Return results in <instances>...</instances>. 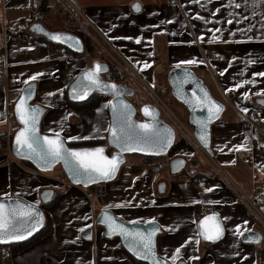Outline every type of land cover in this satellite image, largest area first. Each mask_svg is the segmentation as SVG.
I'll return each mask as SVG.
<instances>
[{
    "label": "crops",
    "instance_id": "1",
    "mask_svg": "<svg viewBox=\"0 0 264 264\" xmlns=\"http://www.w3.org/2000/svg\"><path fill=\"white\" fill-rule=\"evenodd\" d=\"M73 4L152 87L162 85L163 75L167 82L172 67L185 65L226 103L211 127L212 163L178 135L165 165L167 174L158 164L141 163L139 155H129L116 179L105 183L107 191L93 201L92 210L83 187L62 188L57 195L62 186L45 175L49 173L1 156L0 197L19 196L40 204L42 196L53 191L57 197L45 209L53 220L52 233L20 251L11 250L9 257L0 246V264H139L119 237L106 238L103 228H95L92 239L84 237L101 207L112 208L128 221H157L162 228L158 252L172 264H264V235L260 243H245L240 234L263 233L264 227L229 185L233 181L246 197L261 198L264 214V76L256 75L264 72V0H73ZM134 5L140 6L139 11ZM31 8L44 11L45 20L4 33V23L13 24ZM34 23L85 34L58 0H0V49L6 51V67L0 69V132L8 105L14 104L27 83L35 81L36 101L47 108L42 130L67 141L87 137L106 143L110 98L100 94L93 113L65 98L69 83L98 58L86 44L83 53H76L45 36L42 39L30 30ZM68 71L74 76L69 77ZM177 104L173 106L181 116L177 114L188 121V110ZM248 111L257 114L258 128L241 125L242 114ZM175 157L186 160L177 173L170 167ZM200 205L213 208L223 229L219 239L201 235L199 221L205 215L195 216Z\"/></svg>",
    "mask_w": 264,
    "mask_h": 264
},
{
    "label": "water",
    "instance_id": "2",
    "mask_svg": "<svg viewBox=\"0 0 264 264\" xmlns=\"http://www.w3.org/2000/svg\"><path fill=\"white\" fill-rule=\"evenodd\" d=\"M30 30L33 32H36L37 34H41L45 36L51 42H55L57 44L63 45L65 48L69 49L71 52L83 53L85 51V41L77 33H74L71 31L51 30L45 27L42 23H34L31 26ZM53 35H58L61 37V39L59 40L52 39L51 37ZM97 64L101 66V70L98 73L100 81L104 85H116L121 95L117 96L115 94V91L111 88H106L102 90L100 87H94L91 90L86 89L87 95L83 99H73V87L76 86L77 91H79L80 86H86L89 83H91L85 74L88 73L90 70L95 69ZM108 69H109V65L105 61H101L100 59L94 60L91 66L80 71V73H78V75L69 83L68 89H67L68 97L75 102H83L89 99L92 96V94L95 92L99 94L107 95L110 98L108 102L110 125H112L113 123L112 104H119L120 101H123L124 104H127L130 106L132 110L130 119L132 122H134L137 125L144 124V123L152 124L154 122L153 117L155 116V122H157L158 126L161 129H165V128L170 129L171 132L173 133V139H172V143L170 146H168L165 150L161 151L159 150L158 147H154L150 145L149 146L133 145V147H140L143 150L122 151L120 147H118L116 144L112 142V137H111V133L109 132V130L107 131L105 144H98V145H91V146H70L68 141L62 135L59 134L64 144V147L67 149L79 150V149L103 148L105 156L109 158L113 156H118L121 163L119 164L118 170L115 172V174L113 175L111 179H98L97 178L95 180H89L88 176L83 175V174L78 175L76 179H74L72 165L66 166L63 160H58L56 162L46 164L43 161L36 159L35 157L29 159L27 158L25 154H23V150L18 152L15 139H16V135L19 132V130L23 127L16 113V105L22 96L27 95L30 87L32 90L31 97L30 99L27 100V103L32 106H38L40 109H42V112L39 116V122L37 125L38 135L40 137H44V136L53 137L56 134V133H47L42 130V120H43L45 112L47 111V108L36 101L37 82L31 81L22 88L19 96L17 97V99L15 100L13 104L14 113H15L16 120L19 125V127L14 132L13 139H12V151H13L14 156L19 160L28 161L35 167L36 170H39L41 172L52 171L57 166H60V168L66 174L69 182L72 185L81 186L83 188H91L96 184L107 183V182H110L116 179V177L118 176L120 172L121 167L127 163L129 155L137 154V155H143V156L162 157L168 154L173 148V146L175 145L176 140H177L178 135H177L175 128L172 125H170L168 122H166L164 119L161 118L160 111L155 105L149 102L141 101L137 97L136 90L133 86H131L128 83H114V82L105 80L103 77V73L107 72ZM167 83L170 86L171 95L177 101L182 103L189 112L188 123L193 128V136L197 144L208 155L212 156L213 149L211 146V127L213 123H215L216 121L220 119L221 115L226 110L227 108L226 103L214 97L206 81L202 77H200L193 68L189 66L179 65V67L177 66L172 67L167 73ZM201 89L203 91H201ZM193 92H195V95L197 97H201V98L203 97L204 92H207L208 96L213 101H215L218 105L222 106V110L218 113L216 117L212 118L209 121L208 119L209 113L206 107H201L199 104L188 102L190 100L194 101ZM146 107L150 110L148 115H146L144 112V109ZM200 122H207L206 130ZM205 131H206L207 143H205L204 141L200 139V134L205 133ZM185 164H186V160L183 157H175L172 160H170L171 171L173 173H177L185 166ZM77 180H79V182H77ZM163 186L164 184L161 183L159 186V189L162 190ZM54 195H55V192L53 191L49 195L42 196L41 204L30 202L27 199L23 197H19V196L0 197V202H3L5 204H9V203L14 204L16 201H19L21 205H25V206L30 205L32 209L34 210V212L40 213V216H36L31 221L32 224L36 225V227H35V230L31 232L30 235L25 233L24 238L19 239V240L5 237L2 241H0V246H8V245H12L15 243H22L34 237L44 226L45 220H46V214H45V210L43 208L42 203L45 204V203L50 202L54 198ZM105 213H107V215L111 217L112 220H114L115 224L122 225L123 227L131 231L138 230L144 233L145 235H147L153 232L154 229H158L157 231H155L153 235L156 259L160 261V264H172L167 258L161 256L158 252L157 240H158L159 234L162 233V228L159 225V223L155 220L128 221L116 215V213L114 212L112 208L101 207L98 210L95 223L88 226L85 229L83 233L85 238L92 239L94 229L98 227L103 228V235L106 238L119 237L123 247L131 255H133L136 259L142 262H146L148 264H154L153 259L151 257L149 259H142L141 257L135 255L133 251H130L129 246H128L129 241L126 240L123 236H121L119 234V231L110 233L108 223L105 222ZM213 214L214 213H209L205 215L204 217L211 216ZM204 217L199 221V226H201V221L204 219ZM37 221H39V223H37ZM241 239L245 243H260L263 239V234L258 230H249L243 233V235L241 236ZM177 264H187V263L185 261H179Z\"/></svg>",
    "mask_w": 264,
    "mask_h": 264
},
{
    "label": "snow or ice",
    "instance_id": "3",
    "mask_svg": "<svg viewBox=\"0 0 264 264\" xmlns=\"http://www.w3.org/2000/svg\"><path fill=\"white\" fill-rule=\"evenodd\" d=\"M139 11L140 6H133ZM236 7H240L239 4ZM231 23V21H229ZM52 39H61L58 35H53ZM139 40H137V43ZM195 61H184L183 63H194ZM179 67V65H177ZM101 66L96 65L95 69L90 70L85 75L91 82L86 86H80V90L77 91V87H73V99H83L87 95V90H91L94 87H100L102 90L111 88L115 91L117 96L121 95L116 85H104L98 76ZM39 75V74H37ZM190 75V74H188ZM256 75L264 76V72L256 73ZM35 79V77H32ZM186 82V81H185ZM245 83H253L252 81H246ZM87 89V90H86ZM31 87L26 96H22L16 105V113L23 125L16 135V145L18 152L23 150V154L27 158L43 161L44 163H52L58 160H63L66 166L72 165L74 179L78 175H87L89 180L95 179H111L115 172L118 170L121 163L118 156L111 158L104 155L103 148H91V149H67L59 136L55 134L53 137H40L38 135V122L39 116L42 112L38 106H32L27 103V100L31 97ZM201 91H203L201 89ZM53 95V93H49ZM247 95V94H245ZM194 101H188L189 103L199 104L201 107H206L209 113V121L216 117L222 110V106L218 105L204 92L203 97H197L193 92ZM131 108L129 105L120 101L119 104H112L113 123L109 126V132L111 133L112 142L121 148L122 151H138L143 150L140 147H133V145H145L158 147L163 151L171 145L173 139V133L170 129H161L157 122H155V116L153 117V123L135 124L131 121ZM149 109L146 107L144 112L149 114ZM202 126L207 127V122H200ZM87 139V137H70V139ZM200 139L207 143L206 131L200 134ZM79 182V180H77ZM211 191V189H208ZM211 203H216L212 201ZM40 216V213L34 212L32 207L21 205L19 201L14 204H5L0 202V241L5 237L19 240L24 238V234H31L35 230L36 225L31 221ZM105 222L108 223L110 233L119 231V234L129 241V250L133 251L135 255L142 259H153L154 264H160V261L156 259L155 245L153 235L158 229H154L153 232L145 235L140 231H131L122 225L115 224L114 220L105 213ZM39 223V221H37ZM202 232L201 235L208 240L219 239L223 233V229L217 220L216 214L204 217L201 221ZM243 235V233H240ZM180 249L176 252L179 254ZM175 259V257H174Z\"/></svg>",
    "mask_w": 264,
    "mask_h": 264
},
{
    "label": "built area",
    "instance_id": "4",
    "mask_svg": "<svg viewBox=\"0 0 264 264\" xmlns=\"http://www.w3.org/2000/svg\"><path fill=\"white\" fill-rule=\"evenodd\" d=\"M62 7L67 11L68 15L73 21H76L80 28L88 36L91 49L90 53L94 54L95 57L101 61H105L109 65L107 72L103 73V77L107 81L114 83H128L134 88L143 90L149 97L148 102L155 105L159 111L160 116L170 125H172L177 135H183L189 142L195 145L196 149L199 150L203 157L212 163L210 155H208L199 145L197 144L193 136V128H188L177 115L171 110V108L166 104V102L152 89V86L147 82V80L137 71V69L128 61V59L114 46V44L104 36V34L91 22L89 21L73 4L71 0H58ZM171 2H177L178 0H167ZM46 15L44 11L38 8H31L28 15L21 17L16 20L13 24L4 23L3 30L4 33L7 31H20L28 27L32 22L44 21ZM0 59L3 62V67H6V51L5 49H0ZM1 74V72H0ZM68 76L73 77V72L68 71ZM139 89V90H140ZM136 90V89H135ZM243 119L241 125L243 127L249 128H258L257 123V114L254 111H248L242 114ZM19 127L16 120V116L13 109V104L8 105L6 112L5 125L2 132H0V157L6 156L10 157L13 161H21L17 159L12 151V139L13 134L16 129ZM201 149L206 153H203ZM39 171V170H37ZM40 172V171H39ZM61 180L70 184L66 174L62 172ZM229 185L232 186L235 193L238 195L244 205L247 206L249 211L253 216L261 223L264 227V214L262 212L261 206L263 201L261 198L253 197L249 198L243 195L239 187L233 183L229 182ZM94 188V189H93ZM86 191L87 197L91 201L98 200L103 198L105 194V183H99L94 185L91 188H83ZM213 212V208L208 205L198 206L195 216L197 218L202 217L203 215ZM264 235V230L263 233ZM4 247V246H2ZM11 250L4 247L2 249V254L9 257L11 255Z\"/></svg>",
    "mask_w": 264,
    "mask_h": 264
},
{
    "label": "trees",
    "instance_id": "5",
    "mask_svg": "<svg viewBox=\"0 0 264 264\" xmlns=\"http://www.w3.org/2000/svg\"><path fill=\"white\" fill-rule=\"evenodd\" d=\"M77 34L80 35L84 39L85 44L87 46V51H90L91 45H90V41L86 37V35L84 33H82V32H77ZM42 39H46V38L43 36ZM58 45H60V44H58ZM60 46H63V45H60ZM2 67H3V62L0 59V69ZM67 89H68V86L66 88V93H65V98H66V101L68 103H70L72 105H75V106H78V107L82 108L83 110H86V111L91 112V113L95 111L97 103H98L99 93H97V92L93 93L92 96L89 99H87L86 101L75 102V101L71 100L68 97ZM68 143H69L70 146H91V145L105 144L104 141L99 139V138L83 139V140H77V141H72V142L68 141ZM141 156L145 158L146 162H150V161H152L154 159H159L160 158V157L143 156V155H141ZM21 162H23L24 164L28 165L29 167L35 169V167L31 163H29L28 161L21 160ZM54 170H56V171L60 170L61 171V168H60V166H57ZM61 192H63V190L59 191L57 193V195H60ZM55 198L53 200H51L50 202L45 203V204L49 205V204L53 203L55 201ZM45 214H46L45 224L41 228V230L34 237H32L28 241H25V242H22V243H15V244L4 246V247L9 248L12 251H20L24 247L32 244L34 241H36V240H38V239H40V238L52 233V231L54 229L53 220H52L50 214H48L47 211H45ZM135 262L139 263V264H148V263L142 262V261H140L138 259H135Z\"/></svg>",
    "mask_w": 264,
    "mask_h": 264
},
{
    "label": "rangeland",
    "instance_id": "6",
    "mask_svg": "<svg viewBox=\"0 0 264 264\" xmlns=\"http://www.w3.org/2000/svg\"><path fill=\"white\" fill-rule=\"evenodd\" d=\"M160 79L162 80V85L161 86H159L161 83L159 82V84L156 86V87H152V89L166 102V104L171 108V110L177 115V117L180 115V113L177 111V109H175V107L173 106V104H177V102L180 104V102L179 101H177L172 95H171V92H170V88H169V85L167 84V82L165 81V78H164V75L163 76H161L160 77ZM136 89V93H137V97L141 100V101H144V102H148V100H149V97H148V95L143 91V90H141L140 88V90L139 89H137V88H135ZM99 96H100V94H99ZM99 96H98V101H99ZM179 104H177V105H179ZM181 107H182V109H183V111L185 112V108H184V106L181 104ZM91 113V112H90ZM93 113V112H92ZM179 115H178V114ZM181 116V115H180ZM178 117V118H180V120L189 128H192L190 125H189V123H188V121L187 120H185V119H182V117ZM44 132H46L45 130H43ZM47 133H49V132H47ZM179 136L180 137H182V138H184L185 140H187L183 135H181V134H179ZM88 139H91V138H88ZM100 139V138H99ZM79 140H83V139H79ZM72 141H77V140H72ZM71 141V142H72ZM188 141V140H187ZM194 147H195V145L194 144H192ZM198 151V153H199V155L202 157V158H204L203 157V154L199 151V150H197ZM201 151L203 152V153H205L202 149H201ZM170 153V152H169ZM169 153L168 154H166V155H164V156H162V157H160L159 159H154V160H152V161H150V162H146V160H145V158L144 157H142L141 155H139V157H141L140 159H141V163H145V164H149V163H156V164H158L161 168L163 167V171H162V173L165 175V174H167V172H168V169H167V167L165 166V165H167V162H168V159H169ZM206 154V153H205ZM10 158V157H9ZM16 164H18V165H20L21 166V163H23V162H21V161H17V162H15ZM24 164V163H23ZM26 165V164H25ZM26 166H28V165H26ZM29 167V166H28ZM30 168V167H29ZM34 169V168H33ZM35 171H36V169H34ZM62 169H61V171L60 170H52V171H47V173H49V174H45V175H48L49 177H50V179L52 180V181H54L55 183H56V185H61L62 187L60 188V189H58V192L59 191H62L63 189H67V188H69V187H72V186H75V185H70V184H68V183H66V182H64V181H62L61 180V175H62ZM43 173H46V172H43ZM44 175V174H43ZM63 188V189H62ZM107 187H106V184H105V193H106V191H107V189H106ZM94 189V188H93ZM64 191V190H63ZM62 193V192H61ZM85 194H86V191H85ZM87 195V194H86ZM90 201H91V199H89ZM54 203V202H53ZM53 203H51V204H43L42 203V205H43V208H44V210L45 209H48V207H50ZM96 205V204H95ZM94 205V203H93V201H91V208H92V210H94L95 208H96V206ZM45 211H47V210H45ZM48 212V211H47ZM49 214V213H48ZM97 214H98V211H96V215H95V218H94V220H93V224L95 223V220H96V217H97ZM51 216V215H50Z\"/></svg>",
    "mask_w": 264,
    "mask_h": 264
},
{
    "label": "bare ground",
    "instance_id": "7",
    "mask_svg": "<svg viewBox=\"0 0 264 264\" xmlns=\"http://www.w3.org/2000/svg\"><path fill=\"white\" fill-rule=\"evenodd\" d=\"M79 187H81V186H79Z\"/></svg>",
    "mask_w": 264,
    "mask_h": 264
}]
</instances>
